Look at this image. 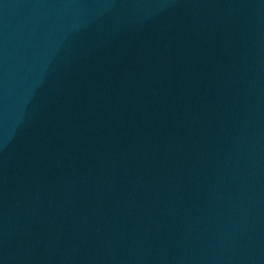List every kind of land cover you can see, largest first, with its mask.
Returning a JSON list of instances; mask_svg holds the SVG:
<instances>
[{"label": "water", "instance_id": "95a60500", "mask_svg": "<svg viewBox=\"0 0 264 264\" xmlns=\"http://www.w3.org/2000/svg\"><path fill=\"white\" fill-rule=\"evenodd\" d=\"M0 264H264V0H0Z\"/></svg>", "mask_w": 264, "mask_h": 264}]
</instances>
